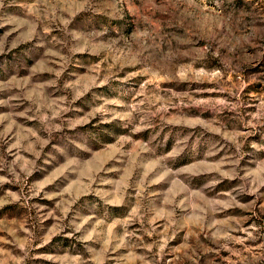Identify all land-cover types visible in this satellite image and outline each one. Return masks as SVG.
<instances>
[{
	"label": "rangeland",
	"instance_id": "1",
	"mask_svg": "<svg viewBox=\"0 0 264 264\" xmlns=\"http://www.w3.org/2000/svg\"><path fill=\"white\" fill-rule=\"evenodd\" d=\"M0 264H264V0H0Z\"/></svg>",
	"mask_w": 264,
	"mask_h": 264
}]
</instances>
